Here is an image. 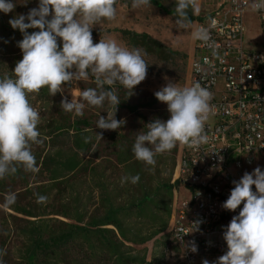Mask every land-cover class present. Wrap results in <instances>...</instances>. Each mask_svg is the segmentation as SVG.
<instances>
[{
  "label": "clouds",
  "instance_id": "obj_1",
  "mask_svg": "<svg viewBox=\"0 0 264 264\" xmlns=\"http://www.w3.org/2000/svg\"><path fill=\"white\" fill-rule=\"evenodd\" d=\"M116 4L117 0H39L38 6L30 8L27 14H17L8 21L23 35V39L17 42L22 59L16 62L11 74L0 76V180L15 176L20 170L33 174L39 172L32 146L43 143L38 128L42 117L32 105L30 95L43 88L55 96L73 80L93 78L95 88L84 89L80 100L63 98L60 107L66 113L82 117L85 102L99 108L107 103L114 111L107 112L106 118L99 116L96 127L117 130L126 123L124 119L115 118L121 100L114 86L121 85L130 97L135 86L146 79L149 64L144 58L146 54L139 48L122 46L112 38H101L98 43H93V26L105 20L114 21L117 18ZM151 6V0H131L133 9ZM15 8L14 0H0V12L8 14ZM251 8L264 11V0H252ZM174 9L175 25L181 30L192 26L189 11L195 14L200 10L197 0H175ZM217 23L211 20L212 27ZM28 29L39 31L29 33ZM192 35L211 50L214 58L223 62L209 28L201 26ZM57 38L62 41V46ZM204 65L214 68L208 57L204 58ZM196 70L201 72L202 66L197 64ZM208 74L203 72L202 78ZM154 95L167 105L170 118L166 121L156 118L146 124V132L136 135L131 149L136 160L154 166L157 155L171 152L178 143L198 150L209 142L205 123L212 111L213 93L208 87L200 82L181 87L168 80ZM95 133L97 140L103 139L102 133ZM91 140V136L84 137L85 143ZM139 181V174H129L122 176L120 182L123 185ZM232 183L234 187L222 208L235 212L242 203L243 207L224 226L227 251L212 264H264V170L257 166ZM47 199L37 194L36 202L43 204ZM16 200V193H6L4 208L11 207ZM200 223L199 220L192 222L190 232L199 231ZM178 231L183 233L184 229ZM183 235L178 236L182 243ZM190 250L193 253L198 250L194 241ZM4 255L6 251L0 249V264H4ZM202 264L210 262L205 259Z\"/></svg>",
  "mask_w": 264,
  "mask_h": 264
},
{
  "label": "rangeland",
  "instance_id": "obj_2",
  "mask_svg": "<svg viewBox=\"0 0 264 264\" xmlns=\"http://www.w3.org/2000/svg\"><path fill=\"white\" fill-rule=\"evenodd\" d=\"M16 8L13 12L5 14L0 12V76L11 74L16 66V62L22 59V52L17 46V42L23 39L22 33L18 29H13L8 21L17 14H27L30 8L38 6L39 0H14ZM199 6V0H197ZM151 7L133 9L131 0H117V18L114 21H103L92 28L93 43H98L101 38L115 39L122 46L129 48H139L146 55L148 69L144 81L133 89V95L127 97V90L121 85L114 87L121 100L118 105L117 120L124 119L126 123L117 130H102L96 127L99 116L107 117V112L114 111L107 103L104 107L88 106L85 102L84 114L79 119L87 118L92 122L91 137L94 142L93 151L90 154L89 167L95 170H80L77 174H70L64 177L62 183L46 181V173L38 175L41 181L40 186L47 190H34L28 195V199L35 204V209L42 213V218L52 220L55 218L73 222L72 219L51 214L57 210H68L70 214H75L76 207L80 211L87 208L92 210L100 202L101 191L107 194L115 204H122L130 209L134 200L142 197L144 193L150 196V201L143 210L138 211L133 208L125 212L126 227L132 230H140L145 236L152 234L143 243H128L131 249H126L133 258H145L144 264H157L162 249L170 243L169 229L171 225L172 203L174 199V189L179 192L181 183H177L178 164L185 147L178 143L171 152L157 155L154 166H146L143 162L136 160L132 153L136 135L139 132H146V124L156 118L167 120L170 113L167 105L157 100L154 93L168 80L178 83L181 87H190L189 70L190 59L193 50L194 21L189 29L181 30L175 25V0H151ZM197 16L198 13L189 11V15ZM50 18V17H49ZM122 30H128L137 34H148L153 40L162 43L165 50H161L150 43H133L124 38ZM29 33L35 30H27ZM263 27L258 19H247L246 40L249 46L258 45L262 42ZM61 43L60 38H57ZM167 77V80L165 79ZM93 79L87 81L73 80L69 85L62 87V92L55 96L48 93L47 88L41 89L39 93L30 95L32 105L37 108L42 117V122L38 125L39 131L49 132L52 127H56L59 120L60 102L67 97L69 101L73 97L81 99V92L86 88H95ZM136 104L138 109L131 112L122 105ZM102 133L103 139L97 140L96 133ZM67 141L65 136H59L56 142L61 146ZM36 146V147H35ZM41 147V146H40ZM39 147V148H40ZM32 148H37L33 145ZM42 148V147H41ZM141 162L142 166L138 163ZM139 174L140 181L137 184L125 183L121 185V177L125 175ZM45 180V181H44ZM172 185V191L169 186ZM8 186L20 190L19 184L9 183ZM42 193V194H41ZM185 193L181 189V194ZM37 194L46 196L47 202L38 204ZM181 196V195H180ZM5 194L0 192V247L6 251L2 257L4 264H24L21 229L25 225L20 220L9 218L2 210L4 208ZM6 215V216H5ZM22 216V215H20ZM24 217V216H22ZM165 227L162 231L159 228ZM155 230L159 232L154 233ZM89 246L78 240L71 244L69 248L63 249L64 253L59 255L51 253L48 261L54 264H115L114 259L110 261L100 256L95 259L89 253ZM98 248V247H97ZM100 252V250H99ZM91 255L89 258L87 255ZM86 256V257H85ZM129 264H139L131 259Z\"/></svg>",
  "mask_w": 264,
  "mask_h": 264
},
{
  "label": "built area",
  "instance_id": "obj_3",
  "mask_svg": "<svg viewBox=\"0 0 264 264\" xmlns=\"http://www.w3.org/2000/svg\"><path fill=\"white\" fill-rule=\"evenodd\" d=\"M252 0H199L194 31L210 29L219 56L194 39L190 59V86L200 82L213 93L212 111L205 123L209 142L199 149L185 145L178 164L179 192L174 189L170 243L161 251L157 264H210L227 251L223 229L238 209L222 208L243 174L257 166L264 170V11H254ZM258 19L263 27L262 42L249 46L247 19ZM218 23L211 26V20ZM208 57L214 68L204 65ZM202 71L196 70V65ZM209 72L202 78L203 72ZM181 189L185 193L181 194ZM255 191V186H253ZM181 195V196H180ZM201 221L199 231L191 223ZM183 228L184 232L179 233ZM189 232V233H188ZM187 233V234H186ZM184 234V235H183ZM183 235V243L178 236ZM195 242L197 252L190 250Z\"/></svg>",
  "mask_w": 264,
  "mask_h": 264
},
{
  "label": "trees",
  "instance_id": "obj_4",
  "mask_svg": "<svg viewBox=\"0 0 264 264\" xmlns=\"http://www.w3.org/2000/svg\"><path fill=\"white\" fill-rule=\"evenodd\" d=\"M189 17L192 21L197 18L193 14ZM28 30L39 31V29ZM122 33L124 38L135 44L139 41L146 45L151 43L155 47L165 50L162 43L151 39L148 34H137L128 30H122ZM58 44L62 46L59 40ZM122 107L131 112H136L138 109V105L129 103ZM59 112L61 117L56 121L57 126L52 127L49 132H41L43 143L37 145V148H32L39 172L33 174L20 170L15 176L0 180L1 193L6 195L8 192H14L17 195L16 203L9 207V210L2 211L4 213L6 211L9 218L25 223L20 233L23 239L24 264H54V262L48 261L51 253L57 255L64 253L63 249L69 248L78 240L89 245L87 247L94 260L102 256L108 261L114 259L115 264H129L131 259L138 261L139 264H144L145 258H133L136 256L130 255L126 249H131L128 243H143L152 234L145 236L140 230L127 228L124 215L125 212L133 208H137L141 212L150 201V196L147 193L134 200L130 209L122 204H115L107 191L103 190L101 191V203L96 204L92 210L85 208L80 211V208L76 207L75 214H70L68 210L51 212V214L72 219L73 222L55 218L56 220L52 223V220L41 217L43 214L35 209V204L31 200H26L28 199L26 197L34 190L47 191L38 184L43 181L37 178L38 175L46 173V181L62 183L65 180L64 177L77 174L80 170H95L94 167L88 168L89 165L86 163L89 162L90 154L93 151V139L89 143L84 142L85 136H91L92 122L87 118L73 117L72 113H66L63 109H60ZM59 136L67 138L64 145L60 146V143L56 142ZM138 164L140 167L142 166L141 162ZM9 183H20L22 188L20 190L13 189L8 186ZM177 183H180V180H177ZM169 189L172 191L173 186L170 185ZM163 229H165L164 226L159 228L160 231ZM159 230H155L153 234ZM2 245L0 249H3ZM86 256L91 257L88 253Z\"/></svg>",
  "mask_w": 264,
  "mask_h": 264
}]
</instances>
